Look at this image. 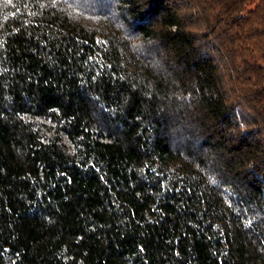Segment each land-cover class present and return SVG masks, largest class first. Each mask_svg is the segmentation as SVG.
Segmentation results:
<instances>
[{
  "label": "trees",
  "instance_id": "trees-1",
  "mask_svg": "<svg viewBox=\"0 0 264 264\" xmlns=\"http://www.w3.org/2000/svg\"><path fill=\"white\" fill-rule=\"evenodd\" d=\"M0 264H264V0H0Z\"/></svg>",
  "mask_w": 264,
  "mask_h": 264
}]
</instances>
